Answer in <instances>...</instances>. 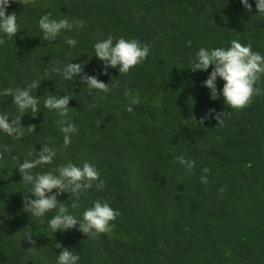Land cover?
Listing matches in <instances>:
<instances>
[{"label": "trees", "instance_id": "16d2710c", "mask_svg": "<svg viewBox=\"0 0 264 264\" xmlns=\"http://www.w3.org/2000/svg\"><path fill=\"white\" fill-rule=\"evenodd\" d=\"M249 2L251 12L239 0L10 3L8 12L17 15L21 30L0 44V90L42 80L34 93L41 112L22 116L21 124L35 125V132L21 140L0 134V145L10 146L0 156V264H56V242L76 250L81 264H264V95L233 109L223 97L209 98L202 85L207 72L188 67L200 47H227L232 40L264 55V16L256 13L255 0ZM46 12L82 19L85 28L44 42L37 21ZM109 35L147 43L148 58L127 75L112 68L100 75L93 44ZM65 36H75L78 46L70 49ZM70 60L105 83L119 80V86L110 81L111 91L104 93L79 79L64 80L56 69ZM223 83L218 78V89ZM66 93L73 96L71 122L78 128L68 147L58 115L43 106L45 95ZM137 96L139 104L127 111ZM209 109L225 112L224 122L200 123ZM0 111L10 120L18 114L11 96H0ZM49 140L57 150L54 165L94 163L107 181L103 190L93 182L80 193L79 209L69 210L82 214L96 200L110 202L120 212L110 232L86 236L74 228L54 234L44 219L24 211L28 186L12 157L23 159ZM180 155L195 160L191 172L175 160ZM204 167L210 169L207 184L200 180ZM59 199L69 204L73 197L64 193Z\"/></svg>", "mask_w": 264, "mask_h": 264}, {"label": "clouds", "instance_id": "9594fccd", "mask_svg": "<svg viewBox=\"0 0 264 264\" xmlns=\"http://www.w3.org/2000/svg\"><path fill=\"white\" fill-rule=\"evenodd\" d=\"M13 0H0V44L5 43V37H16L21 28L18 24L17 15L8 12L10 3ZM20 2H30V0H20ZM243 8L251 12L252 4L249 0H239ZM256 13L264 16V0H255ZM39 35L42 41L51 43L57 39L61 33L79 32L85 28V21L78 18L69 19L67 16L57 18L51 12L41 15L37 21ZM65 43L70 49L78 46L75 36H65ZM191 47V41H188ZM94 55L102 62L100 75H109V69H117L119 76L127 75L131 69L143 63L149 55L150 45L141 42L137 38H126L121 36L116 38L109 35L106 39L96 40L93 44ZM80 56V55H79ZM91 56V57H92ZM78 57V56H77ZM90 57V58H91ZM74 59V58H73ZM72 59V60H73ZM66 62L62 69L56 71L62 74L66 81L79 79L89 90L95 89L104 93L111 91L109 82L105 83L97 75L85 73L84 63ZM189 66L193 72L203 71L208 75L202 85L209 89V98L216 100L223 97L224 103L233 108L241 109L248 106L254 96L264 95V87L258 86L264 79V55L254 51L250 44H242L238 40L230 41L229 46L215 48L200 47L194 56L189 58ZM211 66V71L209 68ZM218 78L222 80L223 86L218 89ZM42 80H33L25 86L6 87L0 90V96H11L12 104L17 109V115L11 120L10 114L0 111V134H4L17 141L21 140L26 133H34L35 125L23 126L21 118L24 114L30 113L35 116L40 111V96L35 90ZM120 81H112V87H118ZM43 106L49 111H54L59 119L56 125L63 134V144L68 147L72 142L73 134L78 132L76 125L71 122L70 99L72 95L66 93L63 96L45 95ZM139 97H133L127 107V111L133 110L132 105L139 104ZM225 112H216L209 109L200 118V123L208 119H215L218 123H223ZM39 143V142H38ZM36 151L28 150L24 158L13 156L14 167L22 176V181L28 186L27 193L23 198L24 211L34 218L44 219L47 227L52 233L58 231L66 232L76 228L86 236H95L100 233L110 232L113 224L120 215L118 209H114L110 202L106 200H96L92 206L86 208L82 214H76L69 209H79L80 193L93 187L103 190L107 181L101 179L100 172L94 163L85 161L82 166L68 160L62 164L54 165L57 150L51 146V142L40 143ZM0 156L10 151V146L0 145ZM175 160L185 166L188 172L195 167V160L186 158L183 155L175 157ZM43 166H53L44 169ZM41 168L40 171H33ZM210 169L204 167V175L200 177L202 183L207 184V174ZM30 193L31 195H28ZM64 193L71 195L69 204H65L59 199ZM55 214L50 218L48 213ZM31 244H35L30 233L25 235ZM55 248L59 249L56 256V264H81V257L76 250L70 249L60 242L55 243Z\"/></svg>", "mask_w": 264, "mask_h": 264}]
</instances>
